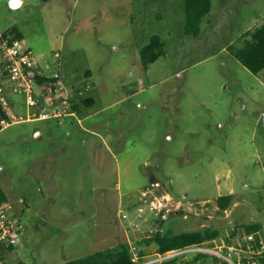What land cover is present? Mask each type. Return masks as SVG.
<instances>
[{
  "label": "rangeland",
  "instance_id": "1",
  "mask_svg": "<svg viewBox=\"0 0 264 264\" xmlns=\"http://www.w3.org/2000/svg\"><path fill=\"white\" fill-rule=\"evenodd\" d=\"M211 3L189 34L185 0H0V31L18 27L42 70L94 98L76 116L28 119L25 94H10L26 119L0 129V187L25 230L8 262L61 264L130 240L150 252L159 228L212 227L216 246L264 223V68L230 49L264 23V0ZM155 34L165 53L146 67ZM152 175L185 204L152 214L145 236L128 212Z\"/></svg>",
  "mask_w": 264,
  "mask_h": 264
},
{
  "label": "built area",
  "instance_id": "2",
  "mask_svg": "<svg viewBox=\"0 0 264 264\" xmlns=\"http://www.w3.org/2000/svg\"><path fill=\"white\" fill-rule=\"evenodd\" d=\"M43 74L56 79L41 82L39 77ZM72 86L73 89L59 73L45 74L39 66L36 53L25 43L23 37L14 34L3 37L0 44V106L4 115L0 116V129L26 118L63 119L66 115H77L71 95L78 86ZM86 86L90 87V84L87 83ZM81 92H84V87H81ZM11 93H24L27 104L35 108L36 112L28 114L26 118L23 115L17 116L13 108L15 103L9 97ZM5 195L0 187V264H23L8 262L7 257L3 256L4 250L16 248L25 230L20 215ZM184 204L185 201L174 197L162 181L152 180L140 189L139 201L128 212L131 214V210H134V217L130 221L131 229L147 236L153 231L151 220L160 224L156 216L166 218L171 212L183 210ZM145 236L138 238L139 242ZM211 241L194 242L165 251L155 249L150 252L145 251L137 241L130 240L128 244L133 258L132 264H183L199 254L216 255L230 264H264V223L252 230L245 228L233 242L227 241L212 246Z\"/></svg>",
  "mask_w": 264,
  "mask_h": 264
},
{
  "label": "trees",
  "instance_id": "3",
  "mask_svg": "<svg viewBox=\"0 0 264 264\" xmlns=\"http://www.w3.org/2000/svg\"><path fill=\"white\" fill-rule=\"evenodd\" d=\"M186 6V31L189 34H199L201 30V22L203 17L208 14L211 10V0H185ZM14 34L17 37H23L21 30L12 26L0 31V44L5 35ZM246 37L244 45L236 46L230 45V49L233 54L251 71L258 73L264 68V23L254 29L247 30L244 35ZM165 53L164 42L161 36L153 35L149 42L141 49V58L144 65L147 67L152 62L156 61L161 55ZM90 73V71H87ZM56 77L45 76L44 74L39 77V81L44 80H55ZM85 92V91H84ZM81 92V87H76L71 95V101L73 108L79 112L81 103L87 105L94 102V98L90 95H86ZM4 115L1 111L0 116ZM158 180V179H152ZM151 180V181H152ZM149 184V183H148ZM3 190V189H2ZM5 195V192H4ZM6 196V195H5ZM234 194L228 193L220 195L217 198L219 207L226 210L230 207L233 202ZM262 223L254 222L247 225H243L247 230H252L261 226ZM243 226H236L232 231V235L241 233ZM219 232L217 229L212 227H205L202 229H196L186 231L182 233H174L172 231H163L159 229L155 232L151 240H154L157 244V248L160 251L185 246L194 242H202L205 240H212L218 237ZM230 242V238H228ZM13 250L8 248L4 250L3 256L7 257V253ZM133 258L129 251V244L122 242L118 246L110 247L106 249H100L86 255L84 257L72 259L61 264H132ZM183 264H230L228 261L220 258L216 255L199 254L193 259L186 261Z\"/></svg>",
  "mask_w": 264,
  "mask_h": 264
},
{
  "label": "crops",
  "instance_id": "4",
  "mask_svg": "<svg viewBox=\"0 0 264 264\" xmlns=\"http://www.w3.org/2000/svg\"><path fill=\"white\" fill-rule=\"evenodd\" d=\"M22 1H23V0H20V1L16 2V3H18V4H15V5H20V4L22 3ZM1 31H4V30H1ZM43 71H44V70H43ZM44 73L47 74L45 71H44ZM57 74H58V73H57ZM47 75H48V74H47ZM54 75H55V74H54ZM72 115H75V116H76V114H72ZM35 134H36V135H40V134H41V130H40V128L36 129ZM147 161H148V160H147ZM153 178H154V179H158L156 176L152 175L151 180H152ZM158 180H159V179H158ZM146 185H147V184H146ZM141 188H142V187H141ZM129 201H130V200H129ZM138 201H139V200H138Z\"/></svg>",
  "mask_w": 264,
  "mask_h": 264
},
{
  "label": "water",
  "instance_id": "5",
  "mask_svg": "<svg viewBox=\"0 0 264 264\" xmlns=\"http://www.w3.org/2000/svg\"><path fill=\"white\" fill-rule=\"evenodd\" d=\"M18 1H20V0H11V3H16Z\"/></svg>",
  "mask_w": 264,
  "mask_h": 264
},
{
  "label": "flooded vegetation",
  "instance_id": "6",
  "mask_svg": "<svg viewBox=\"0 0 264 264\" xmlns=\"http://www.w3.org/2000/svg\"><path fill=\"white\" fill-rule=\"evenodd\" d=\"M14 208H15V205L13 204Z\"/></svg>",
  "mask_w": 264,
  "mask_h": 264
},
{
  "label": "bare ground",
  "instance_id": "7",
  "mask_svg": "<svg viewBox=\"0 0 264 264\" xmlns=\"http://www.w3.org/2000/svg\"><path fill=\"white\" fill-rule=\"evenodd\" d=\"M16 4H18V3H16Z\"/></svg>",
  "mask_w": 264,
  "mask_h": 264
}]
</instances>
